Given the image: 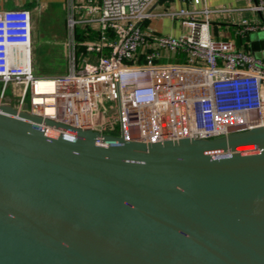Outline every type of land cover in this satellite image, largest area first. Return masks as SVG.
Returning a JSON list of instances; mask_svg holds the SVG:
<instances>
[{"label": "water", "instance_id": "obj_1", "mask_svg": "<svg viewBox=\"0 0 264 264\" xmlns=\"http://www.w3.org/2000/svg\"><path fill=\"white\" fill-rule=\"evenodd\" d=\"M28 109L0 103V264H264V127L103 144Z\"/></svg>", "mask_w": 264, "mask_h": 264}, {"label": "built area", "instance_id": "obj_2", "mask_svg": "<svg viewBox=\"0 0 264 264\" xmlns=\"http://www.w3.org/2000/svg\"><path fill=\"white\" fill-rule=\"evenodd\" d=\"M159 1L68 0L69 68L53 77L35 74L31 11H0L1 98L13 82L22 88L18 109L28 97L31 113L92 129L103 144L115 143L105 135L151 143L264 127V58L212 27L215 15L241 14L231 27L237 37L249 38L264 30V0L239 7L180 0L178 8L154 12ZM156 15L180 21L181 34L156 33L148 24Z\"/></svg>", "mask_w": 264, "mask_h": 264}, {"label": "rangeland", "instance_id": "obj_3", "mask_svg": "<svg viewBox=\"0 0 264 264\" xmlns=\"http://www.w3.org/2000/svg\"><path fill=\"white\" fill-rule=\"evenodd\" d=\"M65 1L56 0L53 1L50 9L45 16H42L37 23V31L39 38L33 44V56H34V68L35 74L38 76L53 77L60 74H64L69 68V58L66 43L67 27H66V8ZM157 4V3H156ZM153 11L166 8L161 4L154 5ZM252 16L249 15L248 18ZM180 22H178L179 24ZM181 30V27L179 25ZM181 34V33H180ZM250 40H262L264 39V30L253 31L249 35ZM256 57L264 58V50H259L255 53ZM173 61V60H172ZM161 62H167L165 59ZM2 84L0 83V101L4 104H9L14 107H19L21 104V92L22 88L13 82L7 85L6 93L1 98ZM29 98L26 97L24 103H28ZM113 114L107 117L108 121L115 118ZM117 131H119L117 129ZM118 133V132H117ZM239 149H254V145H248L239 147Z\"/></svg>", "mask_w": 264, "mask_h": 264}, {"label": "crops", "instance_id": "obj_4", "mask_svg": "<svg viewBox=\"0 0 264 264\" xmlns=\"http://www.w3.org/2000/svg\"><path fill=\"white\" fill-rule=\"evenodd\" d=\"M53 1L56 0H0V11L8 10V9H28L31 11V15L33 18V44L38 40L39 34L37 31V23H39V19L42 16H45L50 9ZM78 1V0H77ZM175 2V4H173ZM208 3L211 7H239L248 5L246 0H208ZM161 4L162 6H166V8L158 10L157 12H162L167 8H170L172 5H175L177 8L180 6V0H160L156 5ZM65 8L67 12V17L70 11V5L68 0L65 1ZM251 15L254 18V15L250 13H243V16ZM241 14H224L222 16H213V32L214 34L218 31H221L224 34V39H232L236 42L239 47L251 49V40L249 38H240L237 37L233 27L231 25L237 19H239ZM261 17V16H260ZM178 20H174L170 17L156 15L152 17L148 24L151 28L155 30L156 33L162 35H171V36H179L181 30V23L178 24ZM221 24V25H220ZM223 25V26H222ZM229 26V28L227 27ZM67 27V25H66ZM223 30V31H222ZM67 37H68V29H67ZM221 37V36H220ZM219 37V38H220ZM264 50V49H261Z\"/></svg>", "mask_w": 264, "mask_h": 264}, {"label": "bare ground", "instance_id": "obj_5", "mask_svg": "<svg viewBox=\"0 0 264 264\" xmlns=\"http://www.w3.org/2000/svg\"><path fill=\"white\" fill-rule=\"evenodd\" d=\"M42 85H43V87H44L45 85H47V82H46V81H44Z\"/></svg>", "mask_w": 264, "mask_h": 264}]
</instances>
